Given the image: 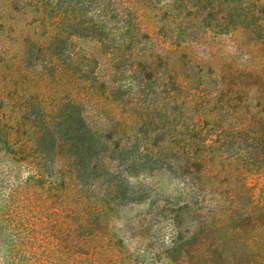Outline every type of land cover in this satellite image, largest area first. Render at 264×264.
Segmentation results:
<instances>
[{
    "label": "rangeland",
    "instance_id": "374dc122",
    "mask_svg": "<svg viewBox=\"0 0 264 264\" xmlns=\"http://www.w3.org/2000/svg\"><path fill=\"white\" fill-rule=\"evenodd\" d=\"M28 4L0 0V264H157L143 251L161 244L166 224L137 229L132 220L145 213V206L115 211L106 239L115 236L113 242H65L85 200L77 201L71 186L55 191L25 186L28 166L39 161L31 150L35 126L54 125L73 104L112 147L120 141L143 153L170 141L165 129L177 130L181 114L214 117L215 125L206 127L215 141L224 129L264 134V37L253 40L236 30L199 32L186 40L176 35L170 0H119L127 16L110 25L121 35L98 43L63 32L66 23L60 26L52 14ZM57 160L66 166L64 158ZM41 161L52 165L54 160ZM134 167V185L146 181L169 192L178 188L137 173L139 164ZM124 170L125 165L121 178ZM220 170V181L234 184L219 196L234 198L238 209L212 231L211 258L217 264H264V163L248 168L241 159L238 168ZM63 177L68 181L67 174ZM206 198L209 203L212 197ZM144 236L152 242L142 241Z\"/></svg>",
    "mask_w": 264,
    "mask_h": 264
},
{
    "label": "trees",
    "instance_id": "16d2710c",
    "mask_svg": "<svg viewBox=\"0 0 264 264\" xmlns=\"http://www.w3.org/2000/svg\"><path fill=\"white\" fill-rule=\"evenodd\" d=\"M27 1L28 7H34L36 11L42 8L45 14H52L60 26L66 23L63 32L72 36L85 35L98 43L111 34L121 35L110 23H118L126 15L118 7L119 0ZM170 3L169 7L176 14V35H182L186 40L199 32L227 34L236 30H242L253 40L264 37V0H170ZM56 30L60 32L61 27ZM75 31L80 33L72 34ZM201 122L205 126L199 125ZM43 123L35 126V145L31 149L39 161L28 166L30 177L24 184L48 191L71 186L76 200H85V208L81 207L82 211H79L82 217L74 216L76 221L66 230L65 242H89L99 238L103 242H113L115 236L106 239L111 232L108 229L113 226L115 211L145 206V213L132 220L137 229L159 224L162 220L166 224L161 244L143 251L151 255L148 260L157 264H217L211 258L212 244L216 242L212 240V231L223 227L238 209L234 198L224 201L219 196V190L234 184L233 180L220 181V169L238 168L241 159L248 168L260 164L261 160L264 163L263 133L250 128L224 129L215 141L206 127L207 124L215 125L214 117L186 118L181 114L177 118V130L168 132L169 129H165L167 134L164 132L163 135L170 141L144 153L139 146L131 147V150L120 141L112 147L105 136L90 128L81 112L77 114L73 104L64 109L56 123L52 122L54 125ZM243 142L246 147L241 149ZM49 156L53 157L52 165L41 161ZM59 156L64 158L66 166H58ZM225 162L229 164L225 165ZM135 164H139L137 173L156 175L160 181L162 178L172 181L178 188L169 192L168 188L157 189L154 182L149 188L146 181L143 185H134L130 181L138 176L130 170ZM124 165L126 175L121 178L120 169ZM64 174L68 175V181ZM56 175L59 178L56 179ZM87 178L95 181L88 182ZM54 179L56 181H52ZM206 195L212 197L210 204ZM223 207L226 208L223 210ZM142 241L152 242L150 236L142 237Z\"/></svg>",
    "mask_w": 264,
    "mask_h": 264
}]
</instances>
